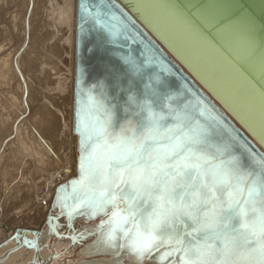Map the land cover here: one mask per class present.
Returning <instances> with one entry per match:
<instances>
[{"label":"snow or ice","instance_id":"snow-or-ice-1","mask_svg":"<svg viewBox=\"0 0 264 264\" xmlns=\"http://www.w3.org/2000/svg\"><path fill=\"white\" fill-rule=\"evenodd\" d=\"M96 7L106 9V23L119 22L109 15L119 11L114 3ZM152 95H129L121 117L116 104L98 105L102 117L82 130L76 209L106 216L103 245L131 249L134 264L163 248L165 264H264V153L237 139L211 110L197 111L199 100L165 103L161 114L152 111L160 99Z\"/></svg>","mask_w":264,"mask_h":264},{"label":"water","instance_id":"water-1","mask_svg":"<svg viewBox=\"0 0 264 264\" xmlns=\"http://www.w3.org/2000/svg\"><path fill=\"white\" fill-rule=\"evenodd\" d=\"M109 2L117 5L119 11L109 15L119 22L106 23V9L96 7ZM199 70L215 80L218 93L220 88L238 101L232 102L234 109L260 121L251 127L264 134V0H76L71 132L77 138V177L55 187L49 209L57 208L58 214L50 211L47 225L61 215L70 219V228L76 218L88 221L101 214H92L90 207L76 209L73 200L80 188V158L86 155L82 130L102 117L99 104H116L121 117L129 95L151 100L158 93L151 107L161 114L168 111L165 103L176 108L199 100L197 111L211 110L229 132L239 134L237 139L264 153L259 138L193 80L201 81ZM157 251L152 256L167 259L166 251Z\"/></svg>","mask_w":264,"mask_h":264},{"label":"bare ground","instance_id":"bare-ground-1","mask_svg":"<svg viewBox=\"0 0 264 264\" xmlns=\"http://www.w3.org/2000/svg\"><path fill=\"white\" fill-rule=\"evenodd\" d=\"M11 2L15 13L5 11L10 26L0 20V264H61L52 256L69 248L58 256L65 264L93 236L77 252L79 264H134L130 249L103 245L96 224L69 228L70 219L60 216L47 225L56 184L77 175V138L71 132L76 0H32L29 8V0ZM7 4L0 0V12ZM55 14L59 22L52 26ZM197 74L200 82L191 77L198 86L260 140L251 127L260 121L234 109L238 101L220 88L218 93L214 79L201 70ZM166 260L153 255L147 264Z\"/></svg>","mask_w":264,"mask_h":264},{"label":"rangeland","instance_id":"rangeland-1","mask_svg":"<svg viewBox=\"0 0 264 264\" xmlns=\"http://www.w3.org/2000/svg\"><path fill=\"white\" fill-rule=\"evenodd\" d=\"M13 1V0H12ZM6 2L8 3V4H10V0H6ZM52 2H54V3H56L57 2V0H52ZM30 3H32V0H29V6H27V8H29L30 7ZM7 4V5H8ZM7 8V9H6ZM6 8H4V10H2L1 12H0V20L2 21V23L5 25L6 23V27H9L10 25H9V22H7V20H6V18H7V15L5 14L6 12L5 11H11V12H14L15 13V2H11V4H10V6L8 5V6H6ZM14 9V10H13ZM13 10V11H12ZM6 15V16H5ZM56 15V14H55ZM53 16H54V14H53ZM57 16L58 15H56V18L54 19V21H53V23H52V26H54L55 25V22H56V24L59 22V21H57ZM7 38V37H6ZM5 38V36H4V38L3 39H6ZM5 41V40H4ZM77 155L78 154H76V167H77ZM77 169V168H76ZM32 172H33V170H31ZM77 177V176H76ZM76 177H73V178H76ZM66 181L67 180H71L70 178H67V179H65ZM65 180H63L64 182H66ZM63 181H61V182H59L60 184H62V183H64ZM59 183H57L56 184V186L55 187H57V186H59L60 184ZM55 212L58 214V212L57 211H51V213H53V214H55ZM90 212H92V210L90 211ZM61 216V215H60ZM96 217V218H95ZM93 219H90V220H88V221H84L83 219H77L76 220V222L74 221V224H76V223H85V222H87V223H90V224H96V225H98V227H99V229H100V231H101V229L103 228V225H101V223H100V221L103 219H105L106 221H107V217L106 216H103V214L101 213V214H98L97 216H95ZM83 221V222H82ZM105 221V222H106ZM73 224V225H74ZM128 228H132V225L130 224L129 226H128ZM92 238V239H91ZM89 240L90 241H92V240H94V236L93 237H91ZM89 240L88 241H81L82 243H80V246H79V248L77 249V250H75L74 251V254H71V255H68L66 258H65V260H64V262H65V264L67 263V260L68 259H70V260H72V262L73 261H77L78 263H76V264H79L80 262H81V259H82V257H81V255H79V253H77V252H79L83 247H85V245H87V243H89ZM51 241H53V239L51 240ZM84 242V243H83ZM124 242L125 243H127V240L125 239L124 240ZM81 246H83V247H81ZM70 249L68 248V249H63L58 255H53L52 256V258L53 259H51V261L52 260H54V259H58V262L59 263H63V260H59V255H61V254H65L66 252H68ZM131 250V249H130ZM163 251H169L168 250V248H163L162 249ZM155 251H157V250H155ZM147 260H148V257L147 258H145V261H144V264H147Z\"/></svg>","mask_w":264,"mask_h":264}]
</instances>
